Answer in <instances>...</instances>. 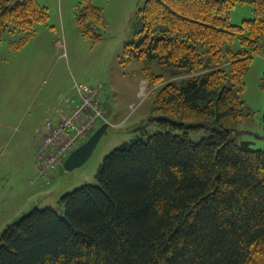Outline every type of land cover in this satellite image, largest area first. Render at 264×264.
Returning a JSON list of instances; mask_svg holds the SVG:
<instances>
[{"label": "trees", "instance_id": "trees-1", "mask_svg": "<svg viewBox=\"0 0 264 264\" xmlns=\"http://www.w3.org/2000/svg\"><path fill=\"white\" fill-rule=\"evenodd\" d=\"M245 3L253 17L232 25ZM47 18L37 0H0V42L11 26L27 31L21 47ZM75 23L82 38L102 41L93 0H81ZM137 24L123 62L168 68L174 80L156 91L149 117L165 132L117 146L96 185L8 225L0 264H264V151L237 140L250 117L243 76L264 45V0H145ZM142 73L152 88L164 81Z\"/></svg>", "mask_w": 264, "mask_h": 264}, {"label": "rangeland", "instance_id": "rangeland-1", "mask_svg": "<svg viewBox=\"0 0 264 264\" xmlns=\"http://www.w3.org/2000/svg\"><path fill=\"white\" fill-rule=\"evenodd\" d=\"M37 2L46 8L48 18L34 26L33 36L14 48L27 31L10 26L0 42V235L33 208L56 209L64 194L83 184L96 185L103 159L117 146L165 132L149 117L156 91L172 79L168 68L154 60L123 62V47L137 30V13L145 0H93L104 20L99 30L102 41L94 45L81 37L75 23L81 0ZM252 17L251 5L237 4L229 20L239 25ZM231 49H239L237 39ZM144 67L161 74L164 81L150 87ZM263 70L264 45L243 76L242 99L250 117L237 125V140L264 151V90L259 87ZM74 83L100 85L98 102L104 119L95 127L108 126L85 163L72 170L59 166L51 173L49 185L43 186L36 160L42 139L36 131L51 120L53 104L58 100L63 104L59 95H66ZM202 137L190 134L194 142Z\"/></svg>", "mask_w": 264, "mask_h": 264}, {"label": "built area", "instance_id": "built-area-1", "mask_svg": "<svg viewBox=\"0 0 264 264\" xmlns=\"http://www.w3.org/2000/svg\"><path fill=\"white\" fill-rule=\"evenodd\" d=\"M71 95L60 96L68 112L55 121L46 120L37 134L41 136L36 156L37 170L43 186H48L51 173L63 165L67 156L84 143L95 124L104 119L98 96L100 85L74 83Z\"/></svg>", "mask_w": 264, "mask_h": 264}, {"label": "water", "instance_id": "water-1", "mask_svg": "<svg viewBox=\"0 0 264 264\" xmlns=\"http://www.w3.org/2000/svg\"><path fill=\"white\" fill-rule=\"evenodd\" d=\"M107 126V124L101 125L93 132L91 136L88 137V139L84 143L75 148L64 160V169L72 170L74 168L80 167L83 163H85L92 155L94 148L105 132Z\"/></svg>", "mask_w": 264, "mask_h": 264}, {"label": "crops", "instance_id": "crops-1", "mask_svg": "<svg viewBox=\"0 0 264 264\" xmlns=\"http://www.w3.org/2000/svg\"><path fill=\"white\" fill-rule=\"evenodd\" d=\"M73 86H71L69 88V90H67L66 95H71L73 92ZM61 95V94H60ZM59 95V97H60ZM68 109L66 108V106H64L63 104H61L58 100V102H56L55 104H53L52 109H51V120L55 121L57 118L61 117L63 114L67 113Z\"/></svg>", "mask_w": 264, "mask_h": 264}]
</instances>
